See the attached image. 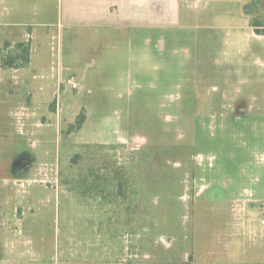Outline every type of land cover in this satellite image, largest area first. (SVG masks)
Listing matches in <instances>:
<instances>
[{"label": "rangeland", "instance_id": "374dc122", "mask_svg": "<svg viewBox=\"0 0 264 264\" xmlns=\"http://www.w3.org/2000/svg\"><path fill=\"white\" fill-rule=\"evenodd\" d=\"M78 1H19L21 28L35 30L19 76L33 80L0 74V258L42 254L25 231L39 224L59 264H264V36L251 0H183L149 45L80 23ZM251 17L264 20V0ZM28 93L39 126L10 124L3 107Z\"/></svg>", "mask_w": 264, "mask_h": 264}, {"label": "crops", "instance_id": "0c3cea01", "mask_svg": "<svg viewBox=\"0 0 264 264\" xmlns=\"http://www.w3.org/2000/svg\"><path fill=\"white\" fill-rule=\"evenodd\" d=\"M19 1L20 0H0V25L4 28L0 32V52H3L4 56H7L8 54L15 55L17 53L16 46L19 43H30V63L26 67L19 69L0 67V74L10 75L15 80L20 81V85L25 84L27 86L28 80L31 82L33 78H28V80L25 79V82H23L24 79L22 81L20 74L25 70L28 71L31 69L34 51L33 38L35 35V30L30 25V23H28L29 21L23 25L24 29L21 28L22 24L20 21L22 17L27 18L28 16H22L24 13L22 12ZM182 2L183 0H79L77 19H79L80 23L90 25L102 24L111 33L115 31L133 33L136 31L141 34V40L146 41L149 45L152 41L150 36L152 29H165L171 23L170 17L176 14L174 13L176 10H178V20L180 19V9ZM196 2L198 5L201 0H196ZM13 28H19V30ZM6 43L10 44L9 48L13 49V52L10 51L9 48L6 51L4 50ZM146 53L149 56L150 50L147 49ZM143 54H145V51H143ZM6 80L7 78L5 81ZM15 85H17V82ZM6 95L7 92L5 93V96ZM28 95L29 98L25 105L21 100H16L14 102L7 103L5 105L6 107H3V114L8 119L7 122L13 124L16 121L21 127L23 126L24 121L28 126H31L30 128L39 126L38 117H36L37 113L35 111L31 112L33 109L32 95L29 93ZM53 113L54 112H52V115H54ZM108 142L109 141L101 143L107 144ZM43 176L44 173L42 174V177ZM45 176H47L49 179L47 174H45ZM42 177L40 180L44 179ZM15 179L17 180V178ZM46 209H48V207ZM48 213L49 212L45 213L42 211L41 215L36 214V216L33 215V217L29 218H44L46 217V214L48 216ZM43 227L44 226H40L39 224L36 226H29V228L27 226L25 231H29L32 235H37L35 237L37 245L35 244L34 249L41 252L43 251V253H45L44 251L49 249V237L47 236V229L45 231ZM23 228H25V226ZM44 235H46V237H44ZM53 238L54 237H51L52 253L50 256H46L49 253L47 251L46 254L38 253L36 255L39 256L21 257L19 261L15 260L14 262L11 261V259L4 257L0 258V264H32L36 263V261L39 259H43L45 264H59L60 259L54 257Z\"/></svg>", "mask_w": 264, "mask_h": 264}, {"label": "trees", "instance_id": "16d2710c", "mask_svg": "<svg viewBox=\"0 0 264 264\" xmlns=\"http://www.w3.org/2000/svg\"><path fill=\"white\" fill-rule=\"evenodd\" d=\"M260 2V0H251L250 3L246 4L244 7V13L250 19V26L254 29V32L257 35L264 36V20H260L258 17H251L253 14V8ZM10 47L9 43H6L4 46V50L6 51ZM17 53L15 55L8 54L4 56L3 52H0V67L1 68H11V69H19L24 68L30 63V51L31 45L30 43H19L16 46ZM54 109V107H53ZM86 122V117L83 114H80L76 120L74 125H71L69 131H80ZM185 156L192 157L194 155L192 153V149L190 147L184 146L182 148ZM79 155L75 156L74 162H76ZM182 162H187L186 159H182ZM192 164V158L188 161V166ZM192 167V165H191ZM122 185V184H121Z\"/></svg>", "mask_w": 264, "mask_h": 264}, {"label": "built area", "instance_id": "2783aa9c", "mask_svg": "<svg viewBox=\"0 0 264 264\" xmlns=\"http://www.w3.org/2000/svg\"><path fill=\"white\" fill-rule=\"evenodd\" d=\"M69 84H71V82H69ZM72 88L73 89H76L77 88V85L76 84H71Z\"/></svg>", "mask_w": 264, "mask_h": 264}]
</instances>
